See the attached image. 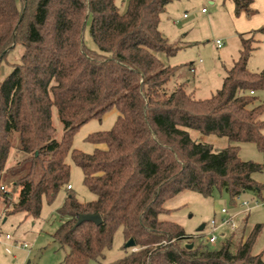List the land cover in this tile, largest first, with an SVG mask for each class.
I'll list each match as a JSON object with an SVG mask.
<instances>
[{
    "label": "trees",
    "instance_id": "trees-1",
    "mask_svg": "<svg viewBox=\"0 0 264 264\" xmlns=\"http://www.w3.org/2000/svg\"><path fill=\"white\" fill-rule=\"evenodd\" d=\"M172 1L128 0L121 12L116 0H0V186L5 172L24 173L11 189L3 185L0 198L7 213L37 218L42 199L51 203L66 188L57 210L62 220L51 234L67 250L62 264L102 261L118 228L125 242L132 238L135 244L107 264H264V250L253 252L260 224L245 235L242 219L219 245H210L160 217L171 211L164 203L184 190L204 197L224 191L234 201L264 189L252 178L263 165L238 157L242 142L264 151V102L254 95L264 89V68H247L264 28L239 35L238 56L221 87L196 98L185 83L167 85L176 67L157 56L179 49L159 30L160 15ZM232 1L235 15L255 12L252 0ZM87 23L94 48L83 39ZM16 45L20 57L11 62ZM4 65L10 66L7 74ZM112 109L117 115L111 127L85 138L104 147H72L83 123ZM53 111L62 125L60 139ZM187 129L234 144L213 148ZM12 132L23 158L8 168ZM67 155L94 199L81 202L67 189ZM84 213L99 214L100 224L76 225Z\"/></svg>",
    "mask_w": 264,
    "mask_h": 264
},
{
    "label": "rangeland",
    "instance_id": "rangeland-1",
    "mask_svg": "<svg viewBox=\"0 0 264 264\" xmlns=\"http://www.w3.org/2000/svg\"><path fill=\"white\" fill-rule=\"evenodd\" d=\"M210 1L214 4H210ZM128 0H116L118 9L124 12ZM205 8L206 13L201 9ZM260 12V18H264V1L255 7ZM185 15V16H184ZM160 31L171 42H176L179 49L173 56H166L158 52L157 56L163 63L176 67L174 76L167 84L172 87L178 83H185L186 89L192 91L196 98H207L221 87L225 68H228L233 58L236 57L239 47L237 35L234 32L232 15H230L227 4L222 5V0H175L168 4L160 19ZM259 48L253 52L247 62V68L256 72L264 68V33L259 34ZM83 39L87 46L94 48V43L89 35V23L85 26ZM216 40L221 41L218 47ZM21 46L16 45L8 56V60L16 62L19 60ZM190 67L195 71L191 72ZM4 73L10 71L9 65H4ZM254 95L258 100L264 102V89L257 90ZM117 112L112 109L106 112L101 118H91L83 123L75 132L72 138V147L83 152H91L95 145L85 138L88 134L107 130L111 127ZM264 119V113L261 115ZM53 123L56 128V139H60L62 125L53 111ZM193 139L210 144L213 148H224L234 144L226 137L215 134H200L194 129H187ZM264 134V129L262 130ZM12 148L10 150L7 167H13L16 162L23 158L18 152V134L11 133ZM238 157L241 160H251L263 165L259 172H254L252 178L264 185V151L259 150L254 143L242 142L238 144ZM66 162L70 166L68 183L71 185V193L81 201H88L95 198V195L87 190L82 184V171L73 162L70 155H67ZM24 173L14 176L5 172L2 184L11 189L13 183ZM66 188L62 187L56 194L54 200L48 203L42 199L41 212L37 218L26 216L23 212L7 213L4 203L0 198V264H62L66 254V248L59 246L51 234L60 224L62 217L58 214L66 196ZM17 197L16 193L11 196L12 200ZM239 200L232 201L226 192L214 191L211 196L204 197L192 190H184L168 199L164 206L171 209L168 213L160 215L162 219H168L180 224L187 234L197 235L195 241L205 237L210 219L218 220L221 207H226L229 213L237 211L239 202L243 199L256 198L264 201V189L260 195L254 191H246L239 196ZM7 217L6 221L3 219ZM246 218L245 235L255 224L261 225L253 252L258 253L264 250V204L252 208L250 211L241 213L235 221ZM205 224L203 230L196 229ZM226 227L223 229L224 236H219L216 243L219 245L230 233ZM8 234L10 238H5ZM125 241L121 228H118L114 235L112 245L104 252L102 261L91 260L88 264H107L124 256L131 247H125ZM26 244V246H23ZM9 249V250H8ZM264 259V252H263Z\"/></svg>",
    "mask_w": 264,
    "mask_h": 264
},
{
    "label": "built area",
    "instance_id": "built-area-1",
    "mask_svg": "<svg viewBox=\"0 0 264 264\" xmlns=\"http://www.w3.org/2000/svg\"><path fill=\"white\" fill-rule=\"evenodd\" d=\"M201 11H205V8H203ZM185 16V15H184ZM216 45L218 47L221 46V41L216 40L215 41ZM193 71V69H191ZM250 93H253L252 91ZM71 185H67V189H70ZM0 190H4V186H0ZM236 199H240L239 196ZM264 204V201H259L256 198L247 200L243 199L239 202L240 208L237 211L229 213L226 207H221L218 212H219V219L216 220L215 218L210 219L209 224L207 226V230L205 233V237L202 239L204 243L206 244H214L218 240L219 236H223L224 228H228L229 230H234L237 227V221H235V218L240 215L241 213L250 211L252 208L259 207ZM205 227V224H204ZM197 236V235H196ZM5 237L8 239L10 236L7 234ZM23 246H26V244H23Z\"/></svg>",
    "mask_w": 264,
    "mask_h": 264
},
{
    "label": "crops",
    "instance_id": "crops-1",
    "mask_svg": "<svg viewBox=\"0 0 264 264\" xmlns=\"http://www.w3.org/2000/svg\"><path fill=\"white\" fill-rule=\"evenodd\" d=\"M262 1H264V0H252L250 6L255 11L253 14L246 15L245 13L241 12L239 15H235L234 14V3H233V1L232 0H222V5L227 4L229 13H230V15H232L234 32L237 35L238 41H239V35L240 34H249V33L253 32V31H256L258 29L264 28V18L259 19L260 18V12L257 9H255V7H258V4L260 2H262ZM210 4H214V2L210 1ZM201 12L202 13H206L207 11L205 10V11H201ZM163 13H164V11L161 13L160 19H161V16L163 15ZM159 26H160V22H159ZM159 30H160V28H159ZM259 34H261V33H257L256 34V37H257L258 40H259V36H258ZM259 45H260V41H259L258 47L253 52H255L259 48ZM239 49H240V41H239V47H238V50H237L236 57L232 59V61H231L230 65L228 66V68L232 65L233 61L237 58ZM189 69H190V71H191V69H193V71H191V72L195 71L194 67H190ZM226 69L227 68H225V70ZM95 147H104V145L103 144H95ZM232 212H234V211H232ZM6 220H7V217H5L3 219V221H6ZM237 225H238V221H237ZM228 231H230V230H228ZM5 235H7V234H5Z\"/></svg>",
    "mask_w": 264,
    "mask_h": 264
},
{
    "label": "water",
    "instance_id": "water-1",
    "mask_svg": "<svg viewBox=\"0 0 264 264\" xmlns=\"http://www.w3.org/2000/svg\"><path fill=\"white\" fill-rule=\"evenodd\" d=\"M83 221H92L95 224H100L101 222V217L99 214L97 213H84V214H79L77 217V221H76V225L80 224ZM204 228V224H201L196 231L199 232L201 230H203ZM134 241L132 238H129L126 243H125V247H133L134 246ZM188 247L190 248L191 245H188Z\"/></svg>",
    "mask_w": 264,
    "mask_h": 264
}]
</instances>
